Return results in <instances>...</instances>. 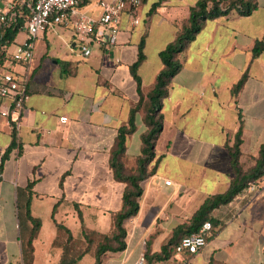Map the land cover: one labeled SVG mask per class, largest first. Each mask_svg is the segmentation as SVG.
Masks as SVG:
<instances>
[{
	"label": "crops",
	"instance_id": "0c3cea01",
	"mask_svg": "<svg viewBox=\"0 0 264 264\" xmlns=\"http://www.w3.org/2000/svg\"><path fill=\"white\" fill-rule=\"evenodd\" d=\"M23 1L0 0V12ZM196 1L140 0L139 23L130 26L122 17L117 42L94 45L88 57L75 48L71 29L49 27L35 40H45V49L36 53L34 44L27 66L8 62L0 67V75L7 68L24 74L28 95L19 109L0 96V111H8L0 112V151L5 154L13 130L17 143L0 163V264H23L21 239L32 223L18 213L25 212L28 197L30 215L41 222L32 241L33 264H58L61 248L53 246V218L77 235L81 224L75 203L86 227L109 230L126 185L114 178L111 151L139 99L130 66L142 41L144 59L137 73L146 97L163 68L159 52L176 37ZM256 4L248 15L231 12L205 20L179 54L181 67L162 100L154 174L142 189L125 249L105 253L102 264H135L146 253L145 236L154 226L165 233L152 251L187 223L207 196L228 188L233 173L226 144L234 141L239 117L240 163L244 169L255 164L264 143V46L255 56L253 47L256 40L264 43V0ZM82 10L94 17L101 12L96 0ZM25 37L23 27L8 51ZM244 74L233 96L231 89ZM63 115L67 120L61 123ZM143 116L142 110L136 112L135 130L126 136L124 159L130 163L140 154L147 129ZM254 183L255 189L248 185L212 211L218 224L203 248L191 255L175 253L167 264H209L211 259L212 264H264V174ZM93 262L85 255L77 264Z\"/></svg>",
	"mask_w": 264,
	"mask_h": 264
},
{
	"label": "trees",
	"instance_id": "16d2710c",
	"mask_svg": "<svg viewBox=\"0 0 264 264\" xmlns=\"http://www.w3.org/2000/svg\"><path fill=\"white\" fill-rule=\"evenodd\" d=\"M31 1L33 0H24L19 6L16 5L14 8L15 15L7 16L5 20L0 21V67H4L6 63L12 60L11 53L8 49L14 43L17 33L26 25V21L30 16V10L27 4ZM256 7V0H197L196 3L190 7L189 15L182 23L176 37L159 52L163 68L156 75L153 87L147 93L146 97L142 94L141 78L137 73L138 66L144 59L143 42H140L137 59L130 66V73L137 84L139 99L136 104L130 108L127 124L122 125L118 129L115 144L110 156V167L113 171L115 180L126 184L122 195V207L118 212L112 214L111 225L106 232H100L86 227L82 213L76 203L74 206L81 224L80 232L77 235L73 234L64 223L58 222L53 218L57 232L53 246L61 248V256L58 264H77L85 255H90L94 259L93 264H102L105 253L109 251H122L125 249L126 242L124 237L126 230L124 228V222L128 218L135 216L139 210V198L143 191L140 182L153 175L155 171V165L150 170H148V166L155 157V145L163 128V116L160 112L162 100L167 95L171 79L181 67V63L178 59L179 54L201 29L205 20L227 15L231 12H236L239 15H248ZM263 46V41L256 40L253 47V55H257ZM245 77L246 74H244L232 87L231 93L233 96H235L243 86ZM139 110L144 112L143 121L147 129L141 136L140 154L136 159V167L131 173H127L125 171V165L122 163V157L125 155L126 150V136L135 130V114ZM239 123V128L234 135L233 143L231 145L226 144L233 173V178L228 188L224 192L207 196L190 216L187 223L180 224L173 229L171 237L160 247L159 252H154L151 255H149L148 252L145 253L146 259L149 258L151 260V258H153L156 263L163 264L170 256V252H173V254L176 253V245L178 242L184 236L195 232L205 221H210L212 224L209 236L210 239V237L214 235V229H216L215 227L218 224L211 215L212 211L221 205L229 203L236 195L247 188L250 183H253L264 174V143L261 145L259 156L255 160V164L250 167V170L244 169L240 163V117ZM12 136V142L6 149L4 156L8 154L11 148L17 147L15 130L12 131ZM31 184L32 182L28 185L29 189ZM18 216L19 219L24 218L32 223V227L27 230L26 238L21 239V246L23 264H33L32 241L37 235L41 222L39 219H35L30 215L29 197L25 202V212H19ZM89 233L102 236V240L96 242L93 248H84L82 252L71 256L69 254L70 242L77 240L86 241ZM88 245V242L85 243V247ZM183 254L191 255L187 252ZM185 259L186 258L180 263ZM147 264H150L148 260ZM209 264H212V259Z\"/></svg>",
	"mask_w": 264,
	"mask_h": 264
},
{
	"label": "built area",
	"instance_id": "2783aa9c",
	"mask_svg": "<svg viewBox=\"0 0 264 264\" xmlns=\"http://www.w3.org/2000/svg\"><path fill=\"white\" fill-rule=\"evenodd\" d=\"M13 3L16 0H12ZM91 0H33L27 4L30 16L26 21V37L21 43L15 45L12 51L10 64L27 66L33 59V49L38 35L49 27L63 26L72 30L76 38L75 48L83 57L92 53L94 45L112 46L117 42L121 30L122 17H126L130 26L139 23L140 0H96L101 12L94 17L82 10V5ZM15 5L12 4L7 11L0 12V21L7 16L15 15ZM26 76L11 68L5 69L0 75V96L11 98L19 109L22 102L27 99L25 89ZM2 115L8 111L2 109ZM66 116H60L61 123L66 122ZM16 126L19 125L16 120ZM0 151V163L3 160ZM166 184L170 181L166 180ZM255 183H250L249 188L255 189ZM212 224L205 221L195 231L184 236L176 245V253L195 254L203 248L209 239ZM135 264H147L145 254H141ZM157 264V263H156Z\"/></svg>",
	"mask_w": 264,
	"mask_h": 264
},
{
	"label": "rangeland",
	"instance_id": "374dc122",
	"mask_svg": "<svg viewBox=\"0 0 264 264\" xmlns=\"http://www.w3.org/2000/svg\"><path fill=\"white\" fill-rule=\"evenodd\" d=\"M45 47H46V41L45 40H38L36 42V44H35V52L39 53L42 49H45ZM124 156L122 157V163L125 165V171L127 173H131L136 167V161H135V163H133V161H132L131 162L132 164H131L129 159H127L125 161ZM153 161H154V159H153ZM151 163L148 166V170H150L153 167V165H151ZM247 169L250 170L251 168L247 167ZM148 178H146L145 180L140 182V185H141L142 189L146 186V181H147ZM159 222H160V220L158 219L157 223L159 224ZM130 224H134V220H133L132 217L128 218L124 222V228L126 230V234H125L124 240H125L126 244H127L128 238H129L128 233H129L130 228H131ZM163 233H165V229L158 228V227L154 226V228L151 231H149V233L145 236V245L144 246L146 248V252H148L149 255L153 254L154 252H159L160 251V248H158L159 247L158 245H156V247L158 248V250H156V251H152L151 247H152V244H154L155 242H158L157 241L158 237L161 234H163ZM170 237L164 239L163 240V244H165ZM89 240H90V242H89ZM100 240H102V236H99V235L94 234V233H89L86 241H80V240L71 241L70 244H69V254L71 256H74V255L82 252L84 248H90V247L93 248L94 244L96 242H99ZM87 242L89 243V245L87 247H85V243H87ZM173 255H174L173 252H170V256L167 258V260L163 264H167V261H169V259H171L173 257ZM147 260H148V262L150 264H156V262H155V260L153 258H151V260L149 258H147Z\"/></svg>",
	"mask_w": 264,
	"mask_h": 264
}]
</instances>
